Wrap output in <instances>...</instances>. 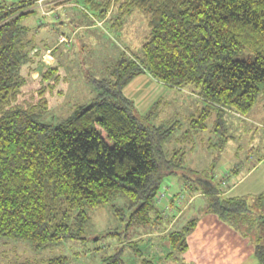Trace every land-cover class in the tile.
<instances>
[{"label":"trees","instance_id":"obj_1","mask_svg":"<svg viewBox=\"0 0 264 264\" xmlns=\"http://www.w3.org/2000/svg\"><path fill=\"white\" fill-rule=\"evenodd\" d=\"M84 1L101 20L117 7L111 20L118 28L134 13L142 14L149 34L141 54L122 56L109 77L95 81V97L57 124L45 119L53 115L46 95L60 82L58 66H43L38 79L32 77L49 50V43L39 46L30 39L31 29L23 24L37 13L34 1L0 6V236L29 241L35 250L84 241L90 212L119 198L125 205L114 206L115 215L126 232L146 229L165 218L160 210L173 207V195L160 203L158 197L172 192L175 177L184 180L180 198L189 186L202 192L204 212L248 239L264 264V193L227 195L228 177L215 180L187 167L182 149L167 153L179 125L144 123L124 94L142 74L171 88L191 87L207 108L191 120L180 142L193 139L197 129L206 131L212 119L222 135L212 147L223 152L231 138L224 112L245 117L260 95L264 101V0ZM196 225L192 220L169 232L165 247L186 252L187 235ZM48 264H68V258ZM105 264L126 263L118 252ZM143 264L157 263L145 259Z\"/></svg>","mask_w":264,"mask_h":264},{"label":"rangeland","instance_id":"obj_2","mask_svg":"<svg viewBox=\"0 0 264 264\" xmlns=\"http://www.w3.org/2000/svg\"><path fill=\"white\" fill-rule=\"evenodd\" d=\"M23 1L26 0H0V6L19 4ZM33 1L31 8L37 13L23 23L31 29L29 38L34 39L39 46H42L43 42L49 43V48L58 44L61 35L73 42H64L65 45L72 46H63L56 52L55 65L59 69L60 82L55 93L46 95L53 115H48L45 121L57 124L72 117L77 104L95 97V81L109 77L122 56L141 54L142 44L149 34L148 22L145 16L136 12L132 17L125 19L123 26L118 28L113 26L114 22L111 20L117 7H112L106 19L101 20L84 0ZM42 22L43 27L37 30ZM50 37L55 38L56 43H53ZM45 53L47 54V51ZM46 59L48 62L49 56ZM42 69L43 65L38 67L32 75L33 79H38ZM124 94L132 101L134 114L144 120V123L156 127L177 123V133L166 144L165 151L170 153L174 149H182L186 152L187 167L199 172L204 171L209 177L215 176V180L225 178L227 173L239 167L244 174L247 169L245 167L251 166V163H248L252 162L249 156L257 157L258 154L264 153L262 95L245 117L230 110L224 112L228 135H231V138L223 152L219 153L218 147L212 145L215 146L222 135L214 131L212 119L208 122L206 131L196 132L197 129L192 134L193 139L180 142V136L190 128L191 120L198 119L203 109L207 108V104L191 87L171 88L149 74H142L126 87ZM171 179L174 181L175 177ZM229 188L227 185L225 192ZM199 193L203 195L202 192ZM203 197L196 198L192 208L184 213L182 211L176 226L169 227L168 230H182L189 222L196 220L205 206ZM124 205V199L119 198L101 209L91 211V222L84 241H64L44 250H35L29 241L0 236V264H48L51 259L61 256L68 258V264H105L106 258L118 252L126 264H143L145 259L153 260L157 264L192 263L179 248L165 247L167 243L162 235H153V238L146 235L150 234L147 232L150 228L146 227V231L145 228L137 226L126 232V226L115 215L114 210V206L124 208ZM164 220H161L163 228L169 225ZM112 232L120 233V237L111 234Z\"/></svg>","mask_w":264,"mask_h":264},{"label":"crops","instance_id":"obj_3","mask_svg":"<svg viewBox=\"0 0 264 264\" xmlns=\"http://www.w3.org/2000/svg\"><path fill=\"white\" fill-rule=\"evenodd\" d=\"M81 26H79L80 29ZM83 26L89 27L86 25ZM50 40L56 43L55 38L50 37ZM63 46L72 45L54 44L49 48V53L47 50V54L45 53L43 55V66L55 65L57 62L56 52L61 50ZM48 56L49 61L47 62L48 59L46 58ZM38 73L36 74L38 75ZM249 160L252 161L248 162L251 163V166L245 167L247 169L244 171V174L241 172V167L239 169L237 168L238 172L236 174H226V177L230 181L228 183L232 184L226 192L227 195L244 196L264 193V153L258 154L257 157L249 156ZM171 182L176 186V189L173 188L172 192H170L175 199L174 205L172 208L167 209V211L166 209L160 210L164 214L162 215L165 217L164 221L168 222L169 225L163 228L162 222H160V224L148 226L147 228H150L149 231H147V228L145 230L150 234L146 235H150L152 238L153 235L154 237L162 235L161 237L165 238L170 232L168 230L169 227H174L178 223L182 211L183 213L186 212V210L192 208L196 198L203 197L199 192L187 190L185 192V198H180L178 186L184 180L175 178ZM196 220V227L187 235L188 249L184 252L186 257L192 260L191 264H260L255 257L253 244L227 224L220 221L217 216L206 214L203 208ZM143 237L145 238V235Z\"/></svg>","mask_w":264,"mask_h":264},{"label":"built area","instance_id":"obj_4","mask_svg":"<svg viewBox=\"0 0 264 264\" xmlns=\"http://www.w3.org/2000/svg\"><path fill=\"white\" fill-rule=\"evenodd\" d=\"M70 41H71V39H70ZM70 41H68L66 39V36L61 35L58 43L64 44V42L69 43ZM48 53H49V51H48ZM183 197H184V195H183ZM164 198L168 200L169 198H171V194L170 193L168 194L166 191L161 192L159 194V197H158V203H160Z\"/></svg>","mask_w":264,"mask_h":264},{"label":"water","instance_id":"obj_5","mask_svg":"<svg viewBox=\"0 0 264 264\" xmlns=\"http://www.w3.org/2000/svg\"><path fill=\"white\" fill-rule=\"evenodd\" d=\"M197 182H198L199 184H201L203 187H205V188H209V186H208V182H207V181H205V180H197Z\"/></svg>","mask_w":264,"mask_h":264}]
</instances>
